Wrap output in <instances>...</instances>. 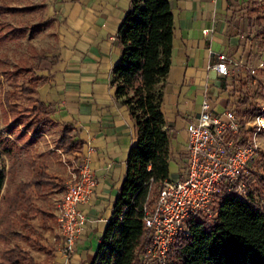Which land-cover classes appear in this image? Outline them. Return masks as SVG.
I'll list each match as a JSON object with an SVG mask.
<instances>
[{
    "label": "trees",
    "instance_id": "1",
    "mask_svg": "<svg viewBox=\"0 0 264 264\" xmlns=\"http://www.w3.org/2000/svg\"><path fill=\"white\" fill-rule=\"evenodd\" d=\"M259 3L253 0L250 11L259 26L257 34L264 39V14H260ZM10 11L9 5L0 0V15ZM12 34L11 29L0 25V41L11 39ZM118 37L122 54L114 67L112 83L116 96L135 121L137 141L129 150L127 172L91 264H140L139 253L147 241L144 206L150 185L157 189L170 179L171 173L173 126L163 108L174 44V16L169 0H132ZM43 78L31 77L17 84L21 94L29 99L27 105L11 103L7 94L5 98L12 115L20 118V124L33 137L45 133L52 119L49 105L38 97ZM59 145L64 153L76 146L81 151L83 143L73 124L63 125ZM2 147L11 155V148ZM27 167L30 178L18 183L11 194L3 193L6 172L0 151V223L6 220L0 229V264H48L31 256L18 241L26 238L40 245V232L33 219L41 216L46 230L55 215L37 198L64 191L66 182L50 172L43 161H28ZM252 167L247 196L222 187V198L212 215L191 216L187 220L191 233L173 242L168 264H264V151Z\"/></svg>",
    "mask_w": 264,
    "mask_h": 264
},
{
    "label": "crops",
    "instance_id": "2",
    "mask_svg": "<svg viewBox=\"0 0 264 264\" xmlns=\"http://www.w3.org/2000/svg\"><path fill=\"white\" fill-rule=\"evenodd\" d=\"M48 1L50 15L60 16L61 41L49 66L40 72L44 78L38 97L63 125L75 126L83 143L81 156L98 184L91 199L80 205L88 222L74 252L69 258L63 254L57 229L54 260L47 262L91 264L126 175L129 150L137 141L135 121L112 83L122 54L118 29L132 0ZM252 1L169 0L174 44L163 108L173 126L172 159H180L187 139L186 121L199 112L205 95L214 101V109L222 111L228 105L227 87L238 77L252 86L248 68L257 66L264 56V39L257 34L259 26L250 11ZM220 52L241 63L230 76L219 75L212 66ZM171 164L170 179H177L182 166L176 164L178 172H172Z\"/></svg>",
    "mask_w": 264,
    "mask_h": 264
},
{
    "label": "built area",
    "instance_id": "3",
    "mask_svg": "<svg viewBox=\"0 0 264 264\" xmlns=\"http://www.w3.org/2000/svg\"><path fill=\"white\" fill-rule=\"evenodd\" d=\"M240 65V61L225 52L218 53L212 64L221 76H230ZM263 68L264 56L257 66L248 68V73L254 76ZM248 83L238 77L237 82L227 87L228 105L222 111L214 109L210 96L205 95L199 112L186 121L187 139L179 156L183 161L180 176L165 179L157 189L150 185L144 206L147 241L139 253L140 264H168L173 242L191 233L187 220L191 216L212 215L222 198V187L247 196V179L261 152L257 136L264 127L261 120L264 113L255 117L254 127L239 116V102L248 93L251 86ZM97 184L98 179L84 156L73 163L55 207L61 249L66 258L74 252L88 222L80 205L91 199Z\"/></svg>",
    "mask_w": 264,
    "mask_h": 264
},
{
    "label": "rangeland",
    "instance_id": "4",
    "mask_svg": "<svg viewBox=\"0 0 264 264\" xmlns=\"http://www.w3.org/2000/svg\"><path fill=\"white\" fill-rule=\"evenodd\" d=\"M257 1L260 2V14H264V0ZM3 2L8 4L12 11L0 15V25L11 29L13 34L11 39L0 41V151L6 172L3 193L11 194L18 183L30 178L28 161L45 162L50 172L67 182L73 163L82 156L79 146L69 153H64L61 149L59 139L62 135L63 123L56 119L51 107L49 110L52 119L47 124L46 132L39 137H33L20 124V118L12 115L5 101L7 94L11 103L19 106L27 105L29 99L21 94L17 84L27 82L31 77L40 76L41 70L49 66L60 46V16L50 15L48 0H3ZM245 95L239 102V116L244 123L254 127L255 117L264 113V68L259 69L253 76L252 86ZM36 97L37 94L34 98ZM211 103L214 104V101L211 100ZM261 120L264 125V116ZM182 136L181 133V138ZM257 140L261 151H264V127L258 134ZM2 145L11 148V155L4 152ZM171 163L172 172H178V169H175L176 164L183 165V161L176 158H173ZM62 193L63 191L51 192L37 198V201L55 215V207ZM5 221L0 223V229ZM42 222L41 216L33 219L35 228L40 232L38 236L40 245L26 241V238L20 239L18 243L38 261L52 263L54 251L57 250L58 224L55 218H51L48 221L50 228L44 230ZM16 230H20L19 227Z\"/></svg>",
    "mask_w": 264,
    "mask_h": 264
}]
</instances>
